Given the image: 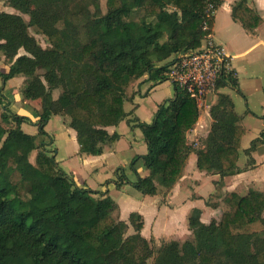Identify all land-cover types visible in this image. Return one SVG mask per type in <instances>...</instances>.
I'll return each mask as SVG.
<instances>
[{
	"label": "trees",
	"instance_id": "16d2710c",
	"mask_svg": "<svg viewBox=\"0 0 264 264\" xmlns=\"http://www.w3.org/2000/svg\"><path fill=\"white\" fill-rule=\"evenodd\" d=\"M3 1L19 12L0 11V57L9 62L0 72V172L9 174L0 183V264H147L154 240L141 232L143 216L131 213L133 233L127 234L129 224L118 217L117 202L109 194L79 186L38 136L48 135L45 127L53 116L67 115L80 153L103 154L105 146L121 137L108 128L129 114L125 102L134 97H128V86L142 77L155 84L168 80L165 71L175 55L199 48L210 33L214 16L208 15V3L217 8L222 0H106L105 14L83 15L80 20L63 0ZM92 3L98 6L99 0ZM28 5L32 9L27 10ZM232 14L248 30L262 22L246 0L238 1ZM30 27L47 36V47L39 44ZM234 74L224 73L218 88H238ZM19 76L28 81L25 97L41 98L37 134L23 130V122L32 120L12 112L4 94L7 81ZM174 88V96L159 104L151 122L128 120L143 132L147 152L131 160L134 180L119 168L118 188L130 184L155 195L171 189L182 176L192 152L187 132L198 122L200 108L186 91ZM56 89L61 90L58 107ZM220 97L219 105L210 108L213 123L205 146L195 152L199 170L223 178L238 166L245 128L232 99ZM10 143L18 155L15 165L9 163ZM262 144L264 130L243 150L249 163H255L253 152ZM37 149L33 163L29 157ZM140 167L148 174L141 175ZM220 198L219 219L206 224L199 216L189 218L196 253L183 252L177 240H166L155 264H264V190L228 192Z\"/></svg>",
	"mask_w": 264,
	"mask_h": 264
},
{
	"label": "crops",
	"instance_id": "0c3cea01",
	"mask_svg": "<svg viewBox=\"0 0 264 264\" xmlns=\"http://www.w3.org/2000/svg\"><path fill=\"white\" fill-rule=\"evenodd\" d=\"M238 1L240 0H222L220 6L213 13L214 20L211 34L214 40L222 45L225 52L231 56L234 75L238 82V88H233L243 95L250 88L253 89L254 95L259 92L264 94L263 86L260 84L261 74L264 73V0H246L247 5L254 9L262 18L261 24L253 30H248L239 19L233 17V6ZM7 7L10 10L4 9L0 11L19 12L10 6ZM22 53H24L23 50L20 51V54ZM7 62L4 56L0 57V66H2L0 72H5L8 69L9 62L7 66L4 65ZM147 80L146 77V79H141L138 82L141 84V82ZM169 83H172L175 87V84L170 80L156 84L150 82L147 84L145 92L139 84V90L137 89L138 92L132 100L133 102H131L135 110L132 108L130 111H126L129 113L126 120H129V117L134 115L131 119L135 117V119L138 118L141 121L151 122L159 104L166 99L158 97V90ZM23 86H25V78L21 76L11 78L4 86L6 97L13 99V112L28 116L29 112L33 110L38 115L41 111V98L35 100L26 99L24 100L25 105H21V97H18L19 95L15 88H23ZM218 91L219 88L207 95L203 106L200 108L198 122L193 129L187 132L188 143L192 148V152L189 154L182 176L169 190H159L155 195L141 193L140 196H137L128 191L127 185L129 184H123L118 188L116 186L117 178H111V182H107L108 173H104V171L107 170L106 165L110 157L119 156L124 149H134L135 146L140 152H135L131 156L132 158L137 153L145 154L147 152V143L144 135L143 137L135 136L130 139L129 136L127 137L130 134V127L126 132L119 133L118 126L120 124L108 128L110 133L117 131L121 137L113 146H105V150L101 155L80 153L76 131L71 127L69 134L76 142L75 148L62 160L61 166L75 178L79 186L96 190L99 192L98 195L101 196L105 193L109 194L119 205L118 217L129 224L132 229L131 233H133V228L130 226L129 217L131 213L137 212L143 216L144 225L141 232L148 239L159 240L161 238L167 241L192 239V231L189 229V218L193 216L191 213L194 212V216H199L202 222L208 224L212 219H219L222 214L221 196L228 192L242 194L241 191L244 189L248 192L251 186L262 185V182H264V144L253 152L254 164L248 162V156L243 152L244 149L250 146L251 141L264 130V97L260 99L262 100L260 104H256L262 114L257 113L249 106L251 99H253L250 96L246 98L248 109L243 113H239L236 110L232 95L223 93L232 99L235 113L240 117L239 123L245 128L240 151L241 155L243 152L246 157L240 156L238 166L227 171L223 178L219 174L201 171L197 167V154L195 151L205 146V139L213 123L210 108L219 105L221 99L222 93H218ZM172 97L168 96L167 98ZM37 115L36 119L32 120V123H37L39 119ZM55 117L60 118L61 115H55ZM251 117H255L257 122H259L258 128L254 126V122H250ZM26 123L23 122L22 124L25 132H27L25 129ZM33 125L38 129L37 124ZM136 130L133 129L132 131L136 133ZM37 131L27 133L36 134ZM138 170L141 175L148 174V170L144 167H140ZM97 178L101 179V188H96L98 186ZM221 180H223V183L217 185L216 182ZM256 190L263 191L264 189L257 188ZM212 197L214 198L213 200H211ZM214 202L217 203L216 206H214Z\"/></svg>",
	"mask_w": 264,
	"mask_h": 264
},
{
	"label": "rangeland",
	"instance_id": "374dc122",
	"mask_svg": "<svg viewBox=\"0 0 264 264\" xmlns=\"http://www.w3.org/2000/svg\"><path fill=\"white\" fill-rule=\"evenodd\" d=\"M63 2H64V4L67 5V7H68L67 9H70L72 12V15L73 16L75 15V17L78 18V20H80L83 15L90 17L94 14H105L107 12L106 0H99L98 6L93 5V3H92L93 0H63L62 3ZM7 6L8 5H6V3L3 0H0V10H4V9L10 10V8L8 9ZM29 9H32L31 5L27 6V10H29ZM22 15L27 20L29 19V15L26 11H23ZM30 32H31V34H33L36 37L37 41L39 42V44L42 47H47L49 45V41H48L47 36L44 35L42 32H40L38 29H36L35 27H30ZM7 64H8V62L4 65L7 66ZM5 66H3V67L5 68ZM0 68H2V66H0ZM261 75H262V77L260 79V84L263 86V89H264V73H262ZM141 79H146V77H144V78L142 77ZM141 79L132 82L128 86V88H127L128 97L133 96L135 98V96L138 92L137 89L139 88V84H140V82H138V81H140ZM150 82H152V84L155 83V81H150V80H147L145 82H141L140 86L144 92H145V90H147V84ZM1 84H2V78H0V87H1ZM27 85H28V81H25V86H23V88L22 87L15 88V91L19 95L18 97H21V105H23L24 100L27 99L23 93L24 88H26ZM42 91L43 90H40V94L42 93ZM60 92H61L60 89H56L53 92L54 105L56 107L59 106L58 97L60 95ZM174 93H175L174 85L172 83H169V84L164 85L160 90H158V97L159 98H161V97L166 98L165 100H167V99H169L167 97L168 96H174ZM218 93H222V94L223 93H226V94L230 93L232 95L234 101H235L236 110L239 113H243L244 111H246L248 109V104H247L246 98H248L250 96L253 99H251V101H250L251 103L249 106H251L252 109L255 110L257 113H261L260 108H258L256 104H260V102L262 101L260 99L262 97H264V94H261L259 92L258 94L255 93V95H254L252 88L246 90L245 95H243L238 90L233 88V86L224 84V85L219 87ZM252 93H253V95H252ZM7 99H9V98H7ZM9 100H11L10 109L13 112L14 111L13 110L14 109L13 108V101H12L13 99H9ZM131 102H133V101L129 100V101L125 102L126 111H130L132 108L135 110L134 105L131 104ZM151 102H153V101H151ZM41 110H42V107H41ZM2 112H3V107H2V105H0V122L2 121V119H1ZM36 113L37 112L31 110L28 114L29 119H31V120H33L34 118L36 119V115H37ZM132 116H134V115H132ZM132 116L129 118L131 119ZM51 119L52 120L50 121V123H48V125H46V127H45L47 134H50V135H46V134L45 135L44 134L39 135L37 141L40 143L41 141L44 140L43 142L47 144V149L49 150V154L50 155H56L55 156L56 161L58 162L60 167H62L61 166L62 160L64 158H66V156L74 150L76 142L72 139L71 135L69 134V131L71 129L69 116L61 115L60 118L53 116ZM134 119H135V117H134ZM250 122H254L255 123L254 126L256 128L259 127V122H257L255 117H251ZM3 124H5L7 126V124L5 122ZM33 124H35V123H32V121H29L25 124V129L27 132L33 133L35 130H39V129H36V127ZM134 124H135V122L129 123L128 120L125 119L118 126V132L119 133L126 132L127 130H129V127H130V129H131V130H129L130 134L129 135L125 134V135H127V137L129 136L130 139H132L135 136L143 137L144 134L141 131V129L134 126ZM133 129H137L136 133H134L132 131ZM37 133H38V131H37ZM138 150L139 149H137L136 146L134 149L126 148V150L124 149V151L121 154H119V156L116 155V156L110 157V159L106 165L107 170L104 171V173H108V175H107V177H108L107 182L108 183L111 182V178H117L118 179L119 168H122V171L126 174V176L129 179L132 180L135 178V176L132 172L130 163L132 160L131 156H133V154H135V152H140ZM7 151L9 153V157H10V161H9L10 165H15V162L18 158V155L15 152V144L10 143L7 146ZM37 153H38V149L32 151L30 154L29 159L33 163H35ZM241 156L246 157V155L243 152H242ZM18 177H19L18 174L15 173L14 178L16 180H18ZM8 178H9V174L7 172H4V171L0 172V183L6 182V180ZM100 180L101 179H99V178L96 179V182L98 185V186H96V188L102 187V182ZM102 180H104V179H102ZM127 186H128V191L132 192L134 195H137V196L141 195V192L139 190H137L135 187L130 186V184ZM250 188L251 189H257V188L264 189V182H262V185H257V186L254 185V186H251ZM246 192L247 191L245 189L243 191H241L242 194L246 193ZM192 214H193V216L195 215L194 212L191 213V215ZM131 232H132V229L130 227L126 229L127 234L131 233ZM191 240H192L191 238H188V239H184L182 241H179L182 251L186 252L190 255L196 253L195 246L191 242ZM163 241H166V240L161 239V238L159 240H154V242L152 243V253H151V256L147 260V264H155L156 258L160 252V249H161V245H163ZM210 245H211V240L209 239V240H207L206 246L210 247Z\"/></svg>",
	"mask_w": 264,
	"mask_h": 264
},
{
	"label": "built area",
	"instance_id": "2783aa9c",
	"mask_svg": "<svg viewBox=\"0 0 264 264\" xmlns=\"http://www.w3.org/2000/svg\"><path fill=\"white\" fill-rule=\"evenodd\" d=\"M215 9L214 4L209 2L208 15H213ZM204 29L209 30L207 22ZM231 71L233 72L231 56L214 40L210 30L199 48L176 54L165 75L195 99L201 108L207 95L218 89L223 74Z\"/></svg>",
	"mask_w": 264,
	"mask_h": 264
}]
</instances>
